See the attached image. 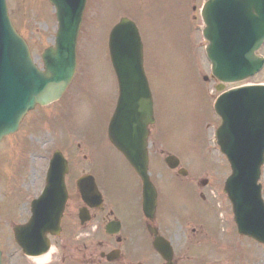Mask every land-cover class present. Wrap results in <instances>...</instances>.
<instances>
[{
    "label": "rangeland",
    "instance_id": "1",
    "mask_svg": "<svg viewBox=\"0 0 264 264\" xmlns=\"http://www.w3.org/2000/svg\"><path fill=\"white\" fill-rule=\"evenodd\" d=\"M206 1H87L78 43L80 74L74 85L62 102L35 109L23 120L19 132L5 138L0 146V249L4 264H35L21 256L12 229L14 225L29 221L31 200L43 189L48 161L57 147L70 155L72 176L78 174L79 177L83 170L90 169L82 160L84 149L79 150L78 144L87 140L89 150L94 145L96 160L91 166L98 176L100 188L106 190L120 213L129 212L132 216L138 213V207L122 195L126 182L132 178L131 168L123 155L107 146L100 124L103 115L107 117L113 113L117 98L108 38L110 30L122 17L134 20L140 29L145 45V66L155 90L159 124L153 128L150 138L152 158L157 161L155 156L160 155L162 149L175 153L190 173L187 179L178 182L205 179L214 185L225 182L231 170L224 156L215 149V131L221 121L211 110L210 94L217 97L218 93L205 54L207 43L201 35L204 25L199 11ZM8 5L15 26L28 40L35 61L42 68L41 56L55 39L53 6L49 0H8ZM255 84H264V73L243 83ZM243 85H228L225 90ZM67 146L70 147L68 150L65 149ZM154 168L155 174L159 173L154 174L156 182L177 179L167 172H158L156 166ZM76 178L72 177V184ZM261 183L264 198V169ZM74 186L72 192H75ZM223 189L224 184L218 187L219 200L208 207L182 197L173 198L178 208L176 213L199 218L214 229L196 248L186 249L187 245L197 243L193 222L174 225L176 235L189 240L184 247L180 245L182 264H264V246L240 239L239 235L237 239L234 237L233 244L231 241L235 247L226 241L231 233L228 227L235 231L236 226L232 206ZM174 214L170 215L171 219ZM224 242L225 245L220 246ZM241 243H244L243 247H240ZM147 253V250H141L142 255ZM61 255L56 250L52 263L59 264ZM150 260L151 264L156 262L154 255ZM86 264L99 263L87 258Z\"/></svg>",
    "mask_w": 264,
    "mask_h": 264
},
{
    "label": "water",
    "instance_id": "2",
    "mask_svg": "<svg viewBox=\"0 0 264 264\" xmlns=\"http://www.w3.org/2000/svg\"><path fill=\"white\" fill-rule=\"evenodd\" d=\"M50 2L56 8L60 31L56 47L47 50L43 56L47 72L42 74L36 69L26 42L10 22L6 0H0V140L17 132L24 115L36 104L47 105L56 101L75 72L77 38L86 0ZM204 20L208 25L205 34L211 42L209 54L215 65L216 58H224L225 53L236 62L233 66L239 68L233 76L224 64L217 63L225 79L248 77L260 68L255 52L264 41V22L261 21L264 20V0H210L204 11ZM227 21L237 31L232 51L230 45L233 42L225 30ZM218 32L219 37L215 39ZM110 50L121 88V111L115 119L119 133L112 129L110 136L143 179L145 210L151 217L156 209V193L148 175L147 151V127L154 123L152 101L144 75L142 41L136 26L128 19H123L113 29ZM24 79L26 88L20 89L18 85L24 84ZM14 97L24 102L16 98L11 107L13 115H3V108H8ZM216 107L223 119V126L218 131L219 143L234 170L227 181L226 192L234 204L240 234L264 243V204L261 187L257 185L264 162V91L253 88L233 91ZM173 160L167 161L175 168L178 162ZM51 164L49 186L34 202L30 224L15 228L17 242L30 255H41L48 250L46 236L59 233L67 201L64 185L67 165L59 155ZM88 185L85 195L90 201L96 197V187L93 181ZM53 204H56L55 209L51 208ZM157 249L170 263L172 251L169 247L159 243Z\"/></svg>",
    "mask_w": 264,
    "mask_h": 264
},
{
    "label": "flooded vegetation",
    "instance_id": "3",
    "mask_svg": "<svg viewBox=\"0 0 264 264\" xmlns=\"http://www.w3.org/2000/svg\"><path fill=\"white\" fill-rule=\"evenodd\" d=\"M188 185L178 184L161 190L158 188L160 210L161 202L163 203L162 197L179 190V188L180 192L184 193L181 194L185 200H190L193 204H199L202 200L204 206H211L210 201L207 199L208 195H206L209 192V182L205 187L202 186V182L199 184L198 182H190ZM187 186L188 188H186ZM101 191L106 193L109 203L104 202L103 209H90L84 223L79 218V212L86 205L78 195L69 197L63 221V235L66 236L65 248L74 250L77 247V252L72 255L69 253V257H64L65 260L80 262L89 258L90 261H94L99 256L101 263L109 264L105 262L107 261V255L114 252L116 255L114 260L117 261L112 264H144L134 262V260L139 256L141 257V250H148L153 245L152 228H156L158 235L169 240L172 245L176 240H181L179 235L172 231V228L167 227V222L161 217L171 211H162L161 213L157 211L153 222L144 217L140 210L139 182H136L133 177L126 182L125 192L122 195L138 207V213L134 216L129 212L122 211L123 213H120L116 205L111 203L106 190L102 189ZM201 226L207 232L212 231V228L206 222H203ZM82 231L93 233L92 238L89 240L83 238ZM145 264H149L148 259Z\"/></svg>",
    "mask_w": 264,
    "mask_h": 264
},
{
    "label": "bare ground",
    "instance_id": "4",
    "mask_svg": "<svg viewBox=\"0 0 264 264\" xmlns=\"http://www.w3.org/2000/svg\"><path fill=\"white\" fill-rule=\"evenodd\" d=\"M55 255V251L52 249L49 254L44 255L40 258H36L33 260L35 264H49L52 262V259Z\"/></svg>",
    "mask_w": 264,
    "mask_h": 264
}]
</instances>
